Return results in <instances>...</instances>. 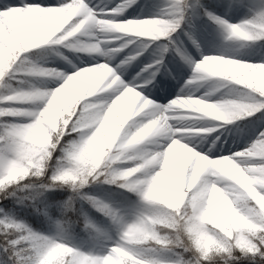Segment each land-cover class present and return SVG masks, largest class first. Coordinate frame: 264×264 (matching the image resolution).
Instances as JSON below:
<instances>
[{
    "label": "clouds",
    "instance_id": "9594fccd",
    "mask_svg": "<svg viewBox=\"0 0 264 264\" xmlns=\"http://www.w3.org/2000/svg\"><path fill=\"white\" fill-rule=\"evenodd\" d=\"M0 264H264V0L0 16Z\"/></svg>",
    "mask_w": 264,
    "mask_h": 264
},
{
    "label": "rangeland",
    "instance_id": "374dc122",
    "mask_svg": "<svg viewBox=\"0 0 264 264\" xmlns=\"http://www.w3.org/2000/svg\"><path fill=\"white\" fill-rule=\"evenodd\" d=\"M22 2H23V0H8V3H22ZM30 2H32V0H30ZM35 2H53V0H35ZM140 2H144V0H140ZM4 3H5V0H0V6H4ZM238 14L239 13L236 10H232V12H231V15L233 16V18H235V16L238 15ZM201 33H202V35H203V37L205 39H208V40L212 39V35L210 33H203V32H201ZM185 41L187 43V39L186 38H185ZM189 47H191L190 44H189ZM166 59H168L169 62L172 64V66L176 67L184 75L187 74V70L183 69L182 67H180L178 65V63L175 62V60H174V58L172 57L171 54H169L166 57ZM176 86H177L176 82L169 81L167 88L164 90V94H174ZM98 190H100V189H98Z\"/></svg>",
    "mask_w": 264,
    "mask_h": 264
},
{
    "label": "trees",
    "instance_id": "16d2710c",
    "mask_svg": "<svg viewBox=\"0 0 264 264\" xmlns=\"http://www.w3.org/2000/svg\"><path fill=\"white\" fill-rule=\"evenodd\" d=\"M204 2L215 7L217 11H220L221 13H223L225 5L227 4L228 0H204ZM198 24H199V28L201 32L211 34L210 29L207 27V25H204L200 22H198ZM48 195L50 198L55 199V198H62L65 195V193L60 190H52L48 193ZM33 222L34 223L37 222L36 217H33Z\"/></svg>",
    "mask_w": 264,
    "mask_h": 264
},
{
    "label": "snow or ice",
    "instance_id": "6c2138e0",
    "mask_svg": "<svg viewBox=\"0 0 264 264\" xmlns=\"http://www.w3.org/2000/svg\"><path fill=\"white\" fill-rule=\"evenodd\" d=\"M26 3H35V0H32V2L30 0H23L22 3H8V0H5L4 6H0V16L7 11L10 18H15Z\"/></svg>",
    "mask_w": 264,
    "mask_h": 264
}]
</instances>
